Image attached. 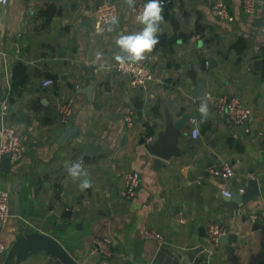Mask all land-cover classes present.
Wrapping results in <instances>:
<instances>
[{"label":"crops","instance_id":"obj_1","mask_svg":"<svg viewBox=\"0 0 264 264\" xmlns=\"http://www.w3.org/2000/svg\"><path fill=\"white\" fill-rule=\"evenodd\" d=\"M101 1L8 0L0 15V83L9 107L4 121L28 144L9 171L0 170V190L12 193V215L2 229L8 249L0 264H63L43 249L17 259L13 245L27 231L51 234L77 264H149L159 250L176 257L166 264H264V0L252 15L242 12L241 0H224L231 22L213 15L216 0H170L160 43L143 60L154 79L143 87L106 67L119 51L118 35L142 26L133 8L115 0L118 25L96 33L94 7ZM240 39L242 49L236 46ZM98 51L102 62L95 61ZM18 65L26 79L13 89ZM46 79L52 83L44 85ZM200 81L205 95L195 98ZM90 84V95L79 92ZM218 94L239 97L251 109L249 120L232 124L215 109ZM67 98L73 109L62 124L58 106ZM202 103L209 108L206 120L198 111ZM127 111L135 117L132 127L123 120ZM191 116L197 117V138ZM173 130L177 155L162 159L142 142L151 137L159 143ZM76 162L88 174V189L68 174ZM219 162L235 168L232 179L207 171ZM132 170L140 172V185L123 198ZM250 179L259 192L246 203L221 192L228 187L243 193ZM17 186L19 216L13 212ZM212 222L227 228L218 245L207 237ZM149 228L166 243L146 239ZM100 236L112 239L111 255L93 250ZM196 247L201 249L189 259Z\"/></svg>","mask_w":264,"mask_h":264},{"label":"built area","instance_id":"obj_2","mask_svg":"<svg viewBox=\"0 0 264 264\" xmlns=\"http://www.w3.org/2000/svg\"><path fill=\"white\" fill-rule=\"evenodd\" d=\"M170 0H161L163 6H165ZM259 0H241L242 12L246 15H252L255 11L256 5ZM146 2L139 1L136 2L133 9V16H135L142 10L143 5ZM211 6V11L214 16L225 22H231L233 16L229 10L228 3L224 0H216ZM8 4V0L5 4H0V15ZM115 16L119 18L120 11L119 6L115 0H105L97 2L94 7V23L93 29L96 33H102L106 30L105 22L110 17ZM118 54V53H117ZM264 58V53H263ZM114 72L128 77L129 84L133 87H143L150 81L154 79V71L151 65L145 61L139 63H126L120 64L115 59L110 65H106ZM52 83L51 79H46L43 81L44 85H49ZM210 96V94H207ZM73 99L67 98L59 103L58 113L59 121L62 124H67L72 114L73 109ZM215 109L218 112L225 113L232 124L242 125L246 123L251 114V109L246 106L243 101L235 96L229 94H218L214 97ZM8 101L3 98L0 101V156L5 154H10L9 162L10 164L17 163L24 152L27 150V145L25 140L21 137L19 132L16 130L14 125L8 124L4 121L8 113ZM124 123L127 127H132L135 124V117L131 111H127L123 116ZM192 124V136L197 138L199 135V128L197 125V117L191 116L189 118ZM249 129L247 128L246 131ZM196 133L194 135L193 133ZM147 141H151V137H147ZM235 168L230 163L219 162L211 163L207 167V171L222 180H230L235 175ZM140 180V172L138 170H132L125 175V185L121 190L120 196L123 198L132 197L138 187ZM223 195L226 197L231 196V190L225 187L221 190ZM12 215V193L8 190H0V254L7 252L8 246L3 240L2 229L8 222ZM261 228L264 230V219L261 220ZM227 233V228L219 224V222H212L209 224L207 229V237L211 243L218 245L221 237ZM144 237L148 240L155 241L159 246L166 243L163 234L155 229L149 228L144 232ZM93 250L98 251L103 255L112 254V239L109 236L96 237L92 242Z\"/></svg>","mask_w":264,"mask_h":264},{"label":"water","instance_id":"obj_3","mask_svg":"<svg viewBox=\"0 0 264 264\" xmlns=\"http://www.w3.org/2000/svg\"><path fill=\"white\" fill-rule=\"evenodd\" d=\"M172 4L169 1L164 7V10L168 9ZM180 36L183 33H179ZM161 37V36H159ZM212 58L208 59L209 64H212ZM259 62V61H256ZM93 89L92 84L83 87L79 90V92L87 93L88 95L91 94ZM179 93V91H177ZM194 97L195 98H201L205 95L204 93V82L200 81L198 86L196 87L194 91ZM4 95V88L2 84L0 83V101L3 99ZM179 124L177 125V127ZM161 140L159 143H152L150 141H147L146 138L142 137V142H146L147 149L151 151L154 155L166 159L169 158L172 155H177L178 151L175 148V140H176V130H173L163 136L160 137ZM150 142V143H149ZM93 148L92 145H89L88 149ZM9 156L10 154H5L0 156V170L7 172L10 169V163L9 162ZM157 163L160 165L162 164L161 161H157ZM248 188L245 192L240 193L239 191H231V196L229 199L235 203H246L250 199H252L254 196H256L259 192L257 181L255 179H250L248 181ZM19 191L20 187L17 186L14 194H13V212L15 215L20 214V206H19ZM225 236L221 237V240H225ZM43 249L52 256L54 255L57 257L63 264H77L76 261L71 257L72 255H69V253L63 248V246L53 237L51 234L43 232V231H27L23 233L21 236L17 237V240L15 241L13 245V249L11 251L12 254L14 250L18 251L17 259H19L22 256L28 255L34 251ZM201 249V247H196L191 253L188 254L189 259L192 258L193 253L198 252ZM11 254V255H12ZM10 255V257H11ZM174 255L170 253H166V251L159 250L156 256L153 258V260L149 264H166L168 261H173ZM165 261V263L163 262ZM169 263V262H168ZM129 264V263H128ZM176 264V262L174 263Z\"/></svg>","mask_w":264,"mask_h":264},{"label":"clouds","instance_id":"obj_4","mask_svg":"<svg viewBox=\"0 0 264 264\" xmlns=\"http://www.w3.org/2000/svg\"><path fill=\"white\" fill-rule=\"evenodd\" d=\"M7 0H0V4H5ZM130 8L134 9L135 0H124ZM164 7L161 0H147L142 10L135 16V20L142 26L140 31L131 34H119L115 43L118 46V54L115 60L120 64L139 63L146 59L147 54L151 53L160 43L159 33L160 25L164 21ZM118 18L115 16L106 20V31L112 32L118 25ZM103 54L96 52L95 61L102 62ZM203 120H206L209 114L207 103H202L198 108ZM196 135V133H193ZM68 174L75 180L80 179V188L85 190L91 187L90 180L87 178V172L82 163L76 162L67 168ZM82 178V179H81Z\"/></svg>","mask_w":264,"mask_h":264},{"label":"trees","instance_id":"obj_5","mask_svg":"<svg viewBox=\"0 0 264 264\" xmlns=\"http://www.w3.org/2000/svg\"><path fill=\"white\" fill-rule=\"evenodd\" d=\"M236 46L238 47V49L240 48L242 49L244 46V41L240 39V41L237 42ZM263 70H264V64H263ZM25 79H26L25 68L23 65H18L14 71L13 89H15L16 86H18L22 82H24Z\"/></svg>","mask_w":264,"mask_h":264}]
</instances>
